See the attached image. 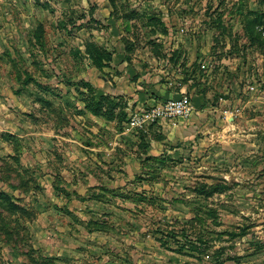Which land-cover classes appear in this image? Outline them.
I'll list each match as a JSON object with an SVG mask.
<instances>
[{
	"label": "rangeland",
	"instance_id": "obj_1",
	"mask_svg": "<svg viewBox=\"0 0 264 264\" xmlns=\"http://www.w3.org/2000/svg\"><path fill=\"white\" fill-rule=\"evenodd\" d=\"M110 1L115 17L131 15L133 21H121L123 30L129 28L121 38V48L136 54L144 69L155 67L149 59L162 55L159 47L163 43L156 41L157 30L163 32L158 33L163 35L162 40L169 29L175 31L183 52L185 49L191 55L199 50L204 60L212 61L206 68L195 63L192 74L185 71L178 77L191 101L193 93L209 96V116L213 118L209 125L221 121L224 126L235 125L236 129L230 130L237 131V141H216L207 151L181 156L157 149L149 153V147H145L147 132L127 130L131 114L124 109L118 114L116 127L121 134L113 141L134 138L126 142L134 162H127L124 156L128 152L115 143L118 161L113 170L122 172L129 181L122 184V177L115 178L110 195L103 198L109 201L111 212L89 214L106 229L97 238L108 244L91 242V254L83 245L79 259L70 255L67 260H59L56 233L53 248L43 247L35 229L33 245L20 240L22 259L15 264H264V33L261 41H255L247 31L255 18L251 12H264V0H161L165 12L172 16L164 20L159 6H144L134 0ZM101 2L105 4L106 0H0V96L2 103H6V95L17 96L12 101V120H16L12 127L17 134L2 132V139L16 143L18 155L25 151L27 122H33L28 129L34 130L30 139L35 144L42 141L37 132L43 126L52 125L57 131L60 125L78 122L74 117L79 110L77 102L68 99L58 104L45 97L59 92L60 81L71 83V79L81 78L76 90L82 92V102L87 105L95 96L86 80L93 72L110 76L93 69L88 50L91 43L107 49V38L114 40L106 34L111 26L107 25ZM149 26L153 32H149ZM259 30H264V25ZM202 49L209 51L203 55ZM119 60L115 57L111 61ZM172 87H180L178 80ZM119 106L124 108L122 103ZM45 107L49 108L48 117L43 115ZM29 110L35 113L27 116ZM29 116L31 119H27ZM64 116L67 120L62 119ZM7 118L3 112L0 124L4 125ZM36 148L35 155L42 151ZM55 153L60 154L57 150ZM16 166L20 170L19 162ZM17 167L12 163L16 171ZM40 171L38 168V174ZM120 184L125 187L123 191ZM34 188L39 196L43 189L39 190L36 181ZM200 190L213 193L207 195ZM37 196L27 215L18 212L20 218L27 216L35 224L42 222L43 204L56 203L50 197ZM50 217L58 223L59 214L51 213ZM68 219L71 217L64 221ZM21 227L19 221L12 235L31 240L30 233ZM8 237L7 231L0 230V239ZM0 264H6L2 254Z\"/></svg>",
	"mask_w": 264,
	"mask_h": 264
},
{
	"label": "crops",
	"instance_id": "obj_2",
	"mask_svg": "<svg viewBox=\"0 0 264 264\" xmlns=\"http://www.w3.org/2000/svg\"><path fill=\"white\" fill-rule=\"evenodd\" d=\"M134 1L144 6H159L163 11L162 16H160L163 20L172 18L165 12L163 8L165 5L161 0ZM102 5H105L106 12L104 17L108 21L107 25L111 26L109 29L111 32H106V34L114 38L112 41L107 38L105 47L113 52V59L118 57L120 60L115 63L113 62L114 60L109 61L103 68H98L92 64L95 71L110 73V76L105 74L98 75L93 72L92 77L86 81L91 83L94 88L93 95L97 97L108 96L114 101L121 102L124 108L117 107L111 117L110 115L94 114L86 109V105L82 102L80 94L82 92L76 90L78 84L81 83V78L71 79V83L60 81V84H57L60 90L55 96L43 95L52 102L57 100L58 104L68 99L74 100V103L77 102L76 106L79 110L74 117L78 122H73V126L60 125L57 131L52 129V125L49 128L43 126L42 131L37 132L42 139L37 144L30 139V134L34 130L28 129V126H33V122H27V126L25 125L27 137L25 136L23 147L25 151L22 152V155H18L17 148L19 146L12 140L4 141L2 139V132L17 134V131L15 129L13 131L12 127L13 124H16V120H12L15 119L13 115V107L15 105L12 104V101L13 97L17 96L13 93L4 95L6 103H2L0 96V119L3 112L8 117L4 125L0 124V157H2L0 159V215L2 216L0 218V230L7 231L9 235L8 239H0V253L5 256L6 264H15L17 260L22 259L19 242L24 240V245L26 242L33 245L34 238L32 235L35 229L36 232L39 231L40 233L38 237H41V246L43 247L51 246L53 248V234L56 233L58 246L56 256L59 260H67L70 255L79 259V252L83 253L84 250L81 247L83 245L88 246L87 254H91L89 248L92 246L91 242L107 245V240L101 242L100 237L97 238L100 232L103 233L104 231L106 233V229H102V225L95 222V218L89 214H95L98 211L111 212L112 208L107 205L109 201L103 198H107V195H110L111 190L114 188L113 186H115L113 183L115 178L118 180L122 177V184H125V181H129V178H123L122 172L113 170L114 164L118 161L117 159L115 160L114 155L115 143H120V147H123L128 152V155L124 156L126 161L134 162L133 154L131 155L126 148V142L135 141V139L126 138V140L120 142L113 141V138L121 134L119 129H116L119 125V116L124 109L132 114L143 107H149L166 99L179 98L185 94L186 89L184 83H181V76L178 77L179 73L190 72L191 70L190 74H192L195 63L198 64L200 62L198 66L206 68L209 66L208 63L212 62L211 60H204V54L208 53L209 49L201 50L203 57L201 54L199 55V50L189 55L187 50L184 49L185 53L179 48L181 45L176 42L177 34L175 31L169 29L168 33L165 34V39L162 40L163 35L161 34L163 32L157 30V35L155 34L157 36L156 41L163 43L160 46L161 48L159 47L162 55L157 56L161 62L157 60V57H152L149 61L155 67L152 68L150 66L149 69H144L141 67L136 54L127 53L125 48H121L123 43L121 38L129 31V28L123 30L121 21H133L131 15L123 14L115 17L110 0H106L105 4L102 3ZM152 29L149 26V32H153L154 30ZM113 32L117 36L112 35ZM155 62L156 64H154ZM232 68H236V65H233ZM194 76L190 77L188 81H193ZM177 80L180 84V87H177L178 89L172 87ZM235 88L234 86L233 94H235ZM70 89L73 92H70ZM65 90L69 91L68 94L66 93L67 91L64 92ZM208 97L204 94L193 93V112L189 117L173 120L162 119L150 129L142 130L148 134L145 147H149V149L147 148L150 150L149 153L157 149L156 151L163 154L169 153L171 156H181L188 152L191 154V152L207 151L216 141L227 143L232 139L237 141V131L230 130L236 129L235 125L224 126L222 121L214 126L209 125L210 120L213 118L209 116L211 108L208 107ZM38 100L35 105H38ZM240 100L238 99V101ZM225 101L227 100H223L224 103ZM48 104L50 105V102ZM223 108L222 105V111L225 110ZM43 109V115L48 117L50 115V112H48L49 108L45 107ZM215 110L219 109L215 108ZM46 111L47 113H45ZM33 113H35V110H29L26 115ZM119 113L120 115L118 116ZM31 117L29 116L27 119H31ZM228 117L235 119L232 116L230 117V115ZM64 118L65 116L62 119ZM64 120L67 119L65 118ZM226 132H232L231 135L233 137L230 134L227 135ZM199 134L204 136L200 135L199 137ZM207 134L210 135L206 136ZM35 146L37 150H42L41 153L34 154ZM56 150L60 154L57 155L56 153L58 152L55 153ZM16 155L18 159L15 157ZM18 162L20 170L16 166ZM2 163L4 166H2ZM12 163H14V167H17V171L12 168ZM38 168L41 170L40 174H38ZM17 172H20V176L17 175ZM21 173H24L25 177ZM35 181L39 190L43 189L39 196H37L38 192L34 188ZM116 184L118 185V182ZM122 184H120L121 191L125 188H122ZM36 196L40 198L50 197L58 205L56 206V203L43 204L42 222L37 224L32 219L29 220L27 216L23 220L18 214L19 210H21L26 212L25 215H27L37 202L35 201ZM51 213L59 214L58 223L54 224L55 221L50 217ZM83 213L86 215H82ZM67 216L71 217V220L68 219L66 223L64 219ZM19 221L23 226L21 229L23 230L24 228L26 233H30L31 240L18 239L16 234L12 235L19 226ZM49 231H52V233ZM82 242H85V244ZM49 249L47 248V250ZM93 253L95 254V252Z\"/></svg>",
	"mask_w": 264,
	"mask_h": 264
},
{
	"label": "trees",
	"instance_id": "obj_3",
	"mask_svg": "<svg viewBox=\"0 0 264 264\" xmlns=\"http://www.w3.org/2000/svg\"><path fill=\"white\" fill-rule=\"evenodd\" d=\"M251 14L255 17L250 22V26H248V30L250 33V37L253 38L255 41H261L262 39V33H264V30H259L262 25H264V20L262 22V19L264 18V12L261 11H252ZM261 43H264V40L261 41ZM98 47V48H97ZM88 50L91 54H89L90 58L92 59V64L95 65L98 68H103L106 66L109 61L113 59V52L99 46H95L94 44H88ZM187 79L185 78L184 81ZM183 81V82H184ZM95 96V95H93ZM109 102V103H108ZM108 105V107H107ZM120 103L117 101H114L113 99L109 98L108 96H95L94 98H91L90 101H88L86 108L93 112L94 114L98 115H110L113 116L114 111L117 107H119ZM124 113V112H123ZM122 113V114H123ZM215 191V190H213ZM200 193H205L207 195H210L211 192H206L204 190H200Z\"/></svg>",
	"mask_w": 264,
	"mask_h": 264
},
{
	"label": "built area",
	"instance_id": "obj_4",
	"mask_svg": "<svg viewBox=\"0 0 264 264\" xmlns=\"http://www.w3.org/2000/svg\"><path fill=\"white\" fill-rule=\"evenodd\" d=\"M193 112L191 98L183 94L179 98H169L149 107L134 111L126 124L127 130H146L151 124L162 119L189 117Z\"/></svg>",
	"mask_w": 264,
	"mask_h": 264
}]
</instances>
